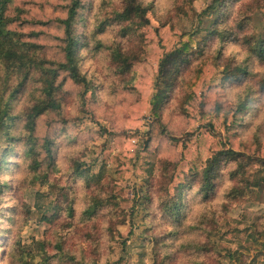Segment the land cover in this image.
Listing matches in <instances>:
<instances>
[{"label": "rangeland", "instance_id": "1", "mask_svg": "<svg viewBox=\"0 0 264 264\" xmlns=\"http://www.w3.org/2000/svg\"><path fill=\"white\" fill-rule=\"evenodd\" d=\"M69 1L12 0L5 16H18V20L10 24V28L43 45L48 57L61 59L63 32L55 19L65 16ZM209 1L193 0L191 4L183 6L184 11L181 12L180 0H152L147 27L150 42L142 45L130 73H116L105 50L91 53L83 51L81 70L86 72L96 87L82 96L83 87L67 79L63 88L62 116L46 115L39 120L38 136L54 137L57 140L54 165L51 168V176L54 178L64 180L71 160L77 157L80 162L91 165L92 172L96 173L101 165L103 149L110 142L112 133H131L137 129L147 141L148 150L156 155L152 169L153 185L148 191L143 175L130 173L123 179H117L112 174L113 167L109 169L105 182L109 184L111 180L118 204L115 210L119 213L114 239H110L105 231L108 209L102 210L97 220L88 224L82 225L76 219L74 229L66 236L65 245L77 255L84 251L87 259L98 257L101 264L105 261H110L111 264H153L152 240L157 235L160 252L163 256L169 255L168 264H217L218 261L220 264H236L233 260L235 255H243L246 262H249L260 252L263 254L259 255L257 264L264 260V183L259 188L248 191L242 198L227 199L226 189L230 185L227 168L230 163L222 165L221 172L224 176L219 180L213 196L204 198L197 192V186L186 191L183 227H179L171 239L165 238L174 229V225L159 209L161 193L157 190V181L161 180L158 176V171L162 168L158 164L160 160L179 162L176 173L183 172L181 176H184L188 174V162L193 161L196 155L205 158L215 149L228 148L229 143L223 145L221 140L222 119L225 114L223 109H234L238 96L246 90L251 100V114L244 119L248 125L239 128L238 140L233 142L236 146L247 145L250 149L254 140L258 139L264 146V90L259 83L261 78L264 79V62L257 58L249 59L247 50L239 42L227 43L221 49L214 41L203 42L206 32L202 29L204 21L199 12ZM106 2L83 0L84 9L80 11L81 16L76 26L78 33L86 30L88 20L93 22L94 12L99 6L101 9L98 14L111 10L113 6L107 0ZM248 2L250 0L233 3L227 23L235 29L236 17L250 15L245 33L263 36L264 7L255 6L244 12V4ZM115 29L112 26L99 37L111 43ZM197 29L199 30L196 31ZM182 34H185L184 39L187 35L192 36L194 51L197 46L204 48V52L201 57L181 68L160 107L158 117H155L146 110L148 86L153 74L157 72L159 57L164 50L175 45L178 36ZM138 43L136 39L122 40V45L128 49H137ZM227 62L245 65L251 75L243 78L240 83L224 82L221 70ZM188 82L194 84L193 88L187 86ZM202 87L204 91L201 90ZM190 91L195 92V95L186 107V113L182 106ZM217 106L222 110L217 112ZM5 145L0 139V156ZM116 153L115 151L114 154ZM11 161L15 162L16 156H12ZM247 170L253 179L264 174V167L258 162L250 163ZM27 174L28 171L26 176ZM23 175L25 172L19 174L14 168L8 172L0 171V179L9 180L13 184L0 197V264H11L6 252L14 238L20 239L23 244H29L49 235V225L39 219L36 206V192H45L47 186L24 182ZM78 184L80 188L77 194L83 201L84 186L80 181ZM139 190L149 192L147 211L137 208ZM81 207L82 203L79 202L77 218ZM130 230L132 233L127 246L122 250L121 239L126 238ZM254 232H260L257 233V240L251 236ZM100 234L104 238L101 247ZM206 240L213 244L214 251L219 252L214 254L218 261L210 253H201L195 257L194 249L185 245ZM32 260L37 261L36 258ZM51 264L65 263L54 261Z\"/></svg>", "mask_w": 264, "mask_h": 264}, {"label": "trees", "instance_id": "2", "mask_svg": "<svg viewBox=\"0 0 264 264\" xmlns=\"http://www.w3.org/2000/svg\"><path fill=\"white\" fill-rule=\"evenodd\" d=\"M11 1L0 0V139L6 144L1 151L0 171L8 172L14 168L19 174L25 172L24 182L47 186L45 192H36L38 199L36 206L39 219L49 225V235L29 244H23L20 239L14 238L8 245L10 249L6 252L7 257L11 264H51L54 261L65 264H101L98 257L87 259L84 251L77 255L68 249L65 245L66 236L74 229L76 219L80 220L82 225L88 224L97 220L102 210L108 209V225L105 231L110 239H114V228L119 223L117 218L119 213L115 210L118 204L111 180L109 184L105 182V178L109 176L107 172L113 167L112 174L117 179H123L130 173L141 174L146 179L148 191L153 185L152 169L156 155L148 150L147 141L137 129L131 133H112L110 142L103 149L101 165L96 173L92 172L91 165L80 162L77 157L71 160L64 180L54 178L51 176V168L54 165L57 140L54 137H39L38 123L46 115L62 116L63 88L67 79L83 87L82 96L96 87L86 72L81 70L83 51L91 53L105 50L116 73L120 75L130 73L133 62L139 57L142 45H148L150 42L147 27L152 0H115L117 5L114 0H107L113 6L111 10L98 14L101 9L99 6L94 12L93 22L88 20L86 30L81 33L77 32L76 26L81 16L80 11L84 9V3L83 0H70L66 6L65 16L55 19L63 32L60 46L61 59L48 57L43 45L26 38L24 33L10 28V24L18 20V16L14 18L5 16ZM180 1L181 12L184 11L183 6L193 2V0ZM241 1L210 0L207 3L199 12V16L204 21L202 29L206 32L203 42L214 41L220 49L227 43L239 42L247 50L249 59L257 58L260 62H264V34L256 37L245 33V26L251 16L236 17L235 29L227 23L231 15L230 6ZM103 3H107L106 0H103ZM255 6L264 7V0H250L244 4V12ZM112 26L116 28L113 41L111 43L103 41L99 36ZM184 36L185 34L178 36L177 43L163 51L158 59L157 72L153 74L148 86L149 93L145 98L148 103L146 110L155 117H158L160 107L171 91L181 68L203 55L204 48L196 46L194 51L192 36L187 35L185 39ZM130 39L139 41L137 49H128L122 45V40ZM221 73L224 82L232 83H240L243 78L251 75L245 65L231 62L223 66ZM259 83L260 88L264 90V79L261 78ZM193 85L187 83L190 88H193ZM201 90L204 91L203 87ZM194 95L195 92L190 91L186 97V102L182 106L186 113V107ZM250 101L246 90L238 96L234 109H223L225 114L222 119L221 140L223 145L229 143L228 148L215 149L205 158L196 155L193 161L188 162V174L184 176H181L183 172L176 173L179 162L164 159L159 161L158 164L162 165L158 171L161 180L157 181V190L161 193L159 209L174 225V229L165 238L171 239L178 228L183 227L182 219L187 205L186 191L197 186V192L204 198L213 196L219 180L224 176L221 172L222 165L230 163L227 168L230 185L225 194L229 200L242 198L251 189L263 185L264 174L253 179L248 175L247 169L252 162H258L264 167V146L262 147L258 139L252 143V149H248L247 145L236 146L233 142L238 140L239 128L248 125L247 120L244 119L251 114ZM220 110L222 108L217 106L216 111ZM12 156H16L15 162L11 161ZM79 181L84 186L83 201L77 194L80 188ZM12 185L9 180L0 179V197L6 190L11 189ZM147 191L139 190L137 200V208L144 211L148 210L150 201ZM79 202L82 203V207L77 218ZM26 207L29 211L28 206ZM131 233L130 230L128 236L121 239L122 250L126 248ZM257 233L260 232L251 233L256 240L259 237ZM154 236L151 249L153 264H168L169 255H162L160 240L157 235ZM103 241L104 238L100 234V247ZM185 245L194 249L195 257L201 253H210L218 261L216 255L219 252L214 251L213 244L208 240ZM262 254L263 252L256 254L249 262H246L243 255H235L233 260L236 264H257L259 255ZM32 258H36L37 261L34 262ZM216 263L220 264L219 261ZM103 264H111V262L105 261ZM260 264H264V260Z\"/></svg>", "mask_w": 264, "mask_h": 264}]
</instances>
